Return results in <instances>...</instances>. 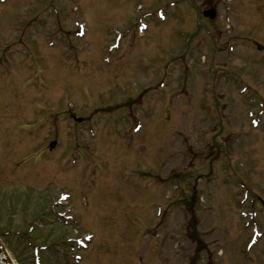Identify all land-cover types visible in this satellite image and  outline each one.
<instances>
[{
  "label": "rangeland",
  "instance_id": "374dc122",
  "mask_svg": "<svg viewBox=\"0 0 264 264\" xmlns=\"http://www.w3.org/2000/svg\"><path fill=\"white\" fill-rule=\"evenodd\" d=\"M263 106L264 0H0L11 262L264 264Z\"/></svg>",
  "mask_w": 264,
  "mask_h": 264
},
{
  "label": "water",
  "instance_id": "95a60500",
  "mask_svg": "<svg viewBox=\"0 0 264 264\" xmlns=\"http://www.w3.org/2000/svg\"><path fill=\"white\" fill-rule=\"evenodd\" d=\"M203 15L212 17L213 11L212 10L211 11H204ZM54 145H55V142L50 143V147H53ZM0 264H13L10 260L9 255L7 254V252L5 251V249L1 245V243H0Z\"/></svg>",
  "mask_w": 264,
  "mask_h": 264
},
{
  "label": "flooded vegetation",
  "instance_id": "af4514ba",
  "mask_svg": "<svg viewBox=\"0 0 264 264\" xmlns=\"http://www.w3.org/2000/svg\"><path fill=\"white\" fill-rule=\"evenodd\" d=\"M218 4H219V3H217V4L214 6L215 9H216L215 17H216V15L218 14V13H217V12H218V7H217ZM211 7H212V6H211ZM226 16H228V13H227V15H224L223 18L225 19ZM230 16H231V15H230ZM205 19H207V18H205ZM224 19H223V20H224Z\"/></svg>",
  "mask_w": 264,
  "mask_h": 264
},
{
  "label": "bare ground",
  "instance_id": "6f19581e",
  "mask_svg": "<svg viewBox=\"0 0 264 264\" xmlns=\"http://www.w3.org/2000/svg\"><path fill=\"white\" fill-rule=\"evenodd\" d=\"M230 25H231V23H230Z\"/></svg>",
  "mask_w": 264,
  "mask_h": 264
}]
</instances>
